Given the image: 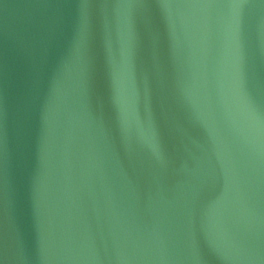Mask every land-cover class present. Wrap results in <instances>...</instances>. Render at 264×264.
Returning a JSON list of instances; mask_svg holds the SVG:
<instances>
[{"label":"water","instance_id":"95a60500","mask_svg":"<svg viewBox=\"0 0 264 264\" xmlns=\"http://www.w3.org/2000/svg\"><path fill=\"white\" fill-rule=\"evenodd\" d=\"M0 264H264V0H0Z\"/></svg>","mask_w":264,"mask_h":264}]
</instances>
